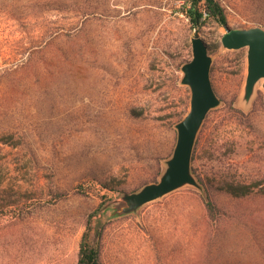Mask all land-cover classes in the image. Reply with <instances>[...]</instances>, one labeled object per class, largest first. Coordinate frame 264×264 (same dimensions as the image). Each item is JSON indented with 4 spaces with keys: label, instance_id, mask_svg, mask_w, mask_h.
<instances>
[{
    "label": "rangeland",
    "instance_id": "obj_1",
    "mask_svg": "<svg viewBox=\"0 0 264 264\" xmlns=\"http://www.w3.org/2000/svg\"><path fill=\"white\" fill-rule=\"evenodd\" d=\"M31 1V17L0 7V264H77L98 207V264H264V90L241 103L246 48L222 49L213 19L193 28L183 0ZM219 1L229 26L264 28V0ZM194 30L220 98L191 161L203 189L109 217L103 206L157 181L172 152Z\"/></svg>",
    "mask_w": 264,
    "mask_h": 264
},
{
    "label": "water",
    "instance_id": "obj_2",
    "mask_svg": "<svg viewBox=\"0 0 264 264\" xmlns=\"http://www.w3.org/2000/svg\"><path fill=\"white\" fill-rule=\"evenodd\" d=\"M220 45L224 50L246 48L245 76L240 101L247 106L259 84L264 90V28H247L223 25ZM208 43L194 30L191 38V57L181 66L180 84L190 92L189 108L174 124L176 141L169 157L164 160V169L157 181L144 184L137 191L122 192L106 203L102 211L109 217L124 216L136 212L146 203L157 200L183 186H193L202 191L203 186L194 176L191 168L194 146L198 132L210 110L220 104L211 78L212 57Z\"/></svg>",
    "mask_w": 264,
    "mask_h": 264
},
{
    "label": "trees",
    "instance_id": "obj_3",
    "mask_svg": "<svg viewBox=\"0 0 264 264\" xmlns=\"http://www.w3.org/2000/svg\"><path fill=\"white\" fill-rule=\"evenodd\" d=\"M25 0H0V7L10 12L20 9V14L31 17L27 12L32 6V1ZM28 2V3H27ZM184 13L188 17L193 28L199 29L208 19H213L219 25L227 24L224 7L219 0H183ZM14 18V17H12ZM20 42V41H19ZM12 52V51H11ZM5 55H10L6 53ZM104 187L108 185L102 183ZM241 191L238 187H230V192L243 194L248 187ZM204 206L207 215L214 219L218 216V209L214 201L207 195L204 197ZM108 220L100 213V207L89 213L86 218L85 230L81 236L78 250L77 264H98L101 250V240L103 231Z\"/></svg>",
    "mask_w": 264,
    "mask_h": 264
}]
</instances>
